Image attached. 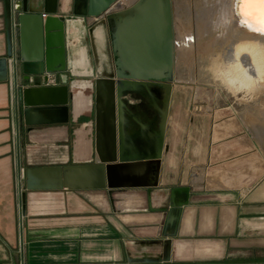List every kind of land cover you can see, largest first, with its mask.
<instances>
[{
  "label": "crops",
  "instance_id": "crops-1",
  "mask_svg": "<svg viewBox=\"0 0 264 264\" xmlns=\"http://www.w3.org/2000/svg\"><path fill=\"white\" fill-rule=\"evenodd\" d=\"M29 2L44 18L50 4L86 31L95 24L113 51L114 20L74 15L78 0ZM16 3L0 0V264H219L230 246L240 256L264 216V127L205 128L204 178L181 173L178 158L108 175L96 146L97 61L92 75L73 73L66 27L68 82L56 73L32 87L23 59L39 32L22 35Z\"/></svg>",
  "mask_w": 264,
  "mask_h": 264
},
{
  "label": "rangeland",
  "instance_id": "rangeland-1",
  "mask_svg": "<svg viewBox=\"0 0 264 264\" xmlns=\"http://www.w3.org/2000/svg\"><path fill=\"white\" fill-rule=\"evenodd\" d=\"M124 1L129 10L140 0ZM171 1L178 43L174 80L152 81L147 92L126 94L119 127H132L133 133L139 130L151 142L159 127H164L165 119L162 159L178 158L181 173L204 178L206 132L213 127H264V77L251 85L241 79L229 85L225 78L228 71L224 56L231 46L226 30L228 0ZM95 26L88 24L90 37ZM97 42L101 64L110 72L115 57L107 34ZM168 84L172 94L164 114ZM199 186L203 188L204 184ZM263 218L259 217V226ZM259 226L256 235L243 237L240 256L230 246L226 261L219 264H264V225Z\"/></svg>",
  "mask_w": 264,
  "mask_h": 264
},
{
  "label": "water",
  "instance_id": "water-1",
  "mask_svg": "<svg viewBox=\"0 0 264 264\" xmlns=\"http://www.w3.org/2000/svg\"><path fill=\"white\" fill-rule=\"evenodd\" d=\"M29 1L17 0L15 11L18 12L22 35L29 25H32L33 34L39 32V39H35L37 47L34 55L31 59H23L35 70L37 79L31 86L44 85L49 80L48 76L56 73H60L61 82L65 84L69 77L66 74V27L67 22L72 18L53 15L55 9L51 10L50 4H47L46 9L52 14L44 18L43 11L33 9ZM242 1L235 0L234 11L237 18L247 24L245 19L252 22V17L243 12ZM171 2V0H140L137 6L119 12L116 11L117 0H100L99 3L94 0H78L75 5L74 15L103 17L111 25L113 20L115 21L112 33L115 67L110 75L96 80V146L100 161L108 166V175H111L113 169L116 171L118 168L137 164L159 163L163 158L165 119L162 124L164 127H159V132L153 135L151 142H148L150 140H147L145 134L139 130L133 133L132 127H119V123L121 124L123 97L126 94L147 92L152 81L162 83V81L174 80L177 43ZM79 7H82V10H79ZM260 26L253 27V33L264 37ZM171 87L169 84L166 87L168 91L164 114L168 111ZM28 92L30 93L29 90L26 91ZM119 137L121 151L118 144ZM117 186L115 183H110V187Z\"/></svg>",
  "mask_w": 264,
  "mask_h": 264
},
{
  "label": "bare ground",
  "instance_id": "bare-ground-1",
  "mask_svg": "<svg viewBox=\"0 0 264 264\" xmlns=\"http://www.w3.org/2000/svg\"><path fill=\"white\" fill-rule=\"evenodd\" d=\"M228 1L229 6L226 13L229 18L225 19H227L226 30L230 38L228 42L231 46L229 52L224 56L225 68L228 71L225 70L227 72H225L227 75L225 78L229 85L239 79L251 85L264 77V37L261 34L255 35L252 30L253 27L261 25L264 32V0L242 1L243 12L252 17L253 23L245 19L247 24H244L235 15V0ZM82 21L83 19H71L67 24L72 71L79 76L92 75L95 58L100 75L108 76L112 71L109 72L106 68L102 69L101 57L97 48V39L101 38V30L99 27H95L90 37ZM81 84L85 86L84 83Z\"/></svg>",
  "mask_w": 264,
  "mask_h": 264
},
{
  "label": "flooded vegetation",
  "instance_id": "flooded-vegetation-1",
  "mask_svg": "<svg viewBox=\"0 0 264 264\" xmlns=\"http://www.w3.org/2000/svg\"><path fill=\"white\" fill-rule=\"evenodd\" d=\"M174 26H175V23H174ZM175 29V28H174ZM175 41H176V43H177V40H176V36H175ZM176 47H178V43H177V46Z\"/></svg>",
  "mask_w": 264,
  "mask_h": 264
},
{
  "label": "built area",
  "instance_id": "built-area-1",
  "mask_svg": "<svg viewBox=\"0 0 264 264\" xmlns=\"http://www.w3.org/2000/svg\"><path fill=\"white\" fill-rule=\"evenodd\" d=\"M20 264H25L24 261L20 262Z\"/></svg>",
  "mask_w": 264,
  "mask_h": 264
}]
</instances>
